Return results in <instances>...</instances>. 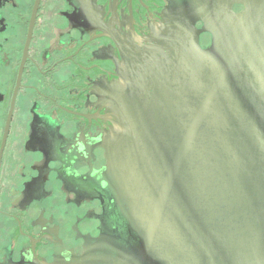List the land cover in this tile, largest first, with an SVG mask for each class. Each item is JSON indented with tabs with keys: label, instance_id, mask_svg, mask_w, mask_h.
<instances>
[{
	"label": "flooded vegetation",
	"instance_id": "obj_1",
	"mask_svg": "<svg viewBox=\"0 0 264 264\" xmlns=\"http://www.w3.org/2000/svg\"><path fill=\"white\" fill-rule=\"evenodd\" d=\"M263 1L0 0V264H226L205 242L232 255L251 212L216 165L257 79L222 81L205 53ZM168 184L171 225L142 257L141 208Z\"/></svg>",
	"mask_w": 264,
	"mask_h": 264
},
{
	"label": "water",
	"instance_id": "obj_2",
	"mask_svg": "<svg viewBox=\"0 0 264 264\" xmlns=\"http://www.w3.org/2000/svg\"><path fill=\"white\" fill-rule=\"evenodd\" d=\"M244 6L246 9L243 14H231L234 21L232 25L235 23V27L227 25L225 29L227 32L233 31L234 35L226 37L227 33L216 34L213 46L210 51L205 53V58L213 63L216 57H219L215 72L216 75L219 74V79L222 81L233 74L237 76L238 73L243 72L257 79L256 83H252L248 87V94H245L247 95L245 103L249 108L243 113L245 118L250 119L248 135L237 140L240 142L239 149L234 152V158L229 160L227 166L216 165L221 175L229 174L233 178L241 177L242 180H246L245 191L230 192V194L242 197L244 203L238 204L237 207L239 209H242V206L246 207L251 214L240 223V226L244 227L239 229L241 245L234 247V250L231 249L232 255L226 254L224 257L219 246L207 242H205L204 248L208 251L209 256L219 253L220 258L223 259V262L226 261V264H264V51L262 52L264 47V1L259 4L244 3ZM242 89L244 90V88ZM238 90L241 89L238 88ZM204 105L209 107L210 102H206ZM203 111H206V108H203ZM140 122L143 127L144 117H140ZM194 132L191 131L183 136V141H180L179 145H174V152L175 147L177 148V153L173 156L172 167V176L175 179L186 165L188 154L192 151V144L195 140ZM174 135L172 134L173 143H175ZM220 143L222 144L221 141ZM219 169L221 170L219 171ZM203 174L210 175V172L203 171ZM169 185L167 190L164 189L159 193L158 197L146 199V206L141 208L144 214L141 218L144 225L140 227L144 240L141 249L142 257L149 253L156 240L161 242L159 235L162 233L163 225H171L167 219L165 223L163 222L167 209L173 207ZM173 189L175 190V181ZM170 217L172 218L173 215ZM193 233L194 230L189 232V234ZM184 234L188 235L187 232ZM188 239L197 241L196 236ZM205 240L212 241L211 238ZM246 241L248 245H246ZM139 264L145 263L140 261Z\"/></svg>",
	"mask_w": 264,
	"mask_h": 264
}]
</instances>
